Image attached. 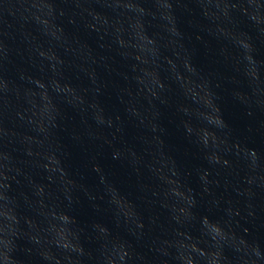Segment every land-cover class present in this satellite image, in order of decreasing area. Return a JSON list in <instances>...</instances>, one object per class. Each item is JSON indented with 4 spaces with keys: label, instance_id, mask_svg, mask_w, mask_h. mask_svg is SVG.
<instances>
[{
    "label": "water",
    "instance_id": "obj_1",
    "mask_svg": "<svg viewBox=\"0 0 264 264\" xmlns=\"http://www.w3.org/2000/svg\"><path fill=\"white\" fill-rule=\"evenodd\" d=\"M0 264H264V0H0Z\"/></svg>",
    "mask_w": 264,
    "mask_h": 264
}]
</instances>
